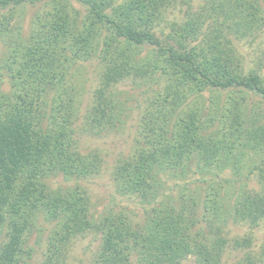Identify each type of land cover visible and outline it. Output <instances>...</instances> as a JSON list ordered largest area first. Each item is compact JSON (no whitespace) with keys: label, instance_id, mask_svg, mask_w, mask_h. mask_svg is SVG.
<instances>
[{"label":"trees","instance_id":"trees-1","mask_svg":"<svg viewBox=\"0 0 264 264\" xmlns=\"http://www.w3.org/2000/svg\"><path fill=\"white\" fill-rule=\"evenodd\" d=\"M202 1L187 4L177 21L167 17L175 0H0V264H29L32 250L24 246L35 230L46 232L37 264H66L69 244L87 234L99 239L93 264L189 257L226 264L228 248L243 251L235 264L261 263L250 237H226L225 220L195 227L199 203L217 220L230 211L233 222L256 225L264 193L242 189L224 211L220 194L201 201L195 184L209 185L211 170L237 174L245 160L264 154V45L252 68L236 46L263 31L264 0ZM38 3L45 11L24 33L22 14ZM91 61L97 87L74 129L80 117L72 77ZM128 78L145 97L134 146L117 159L112 180L118 196L139 200L140 223L93 215L79 185L100 173L103 160L97 150L81 153L75 135L120 130L128 101L115 87ZM196 175L194 193L185 194ZM53 180L71 185L52 187Z\"/></svg>","mask_w":264,"mask_h":264},{"label":"rangeland","instance_id":"rangeland-1","mask_svg":"<svg viewBox=\"0 0 264 264\" xmlns=\"http://www.w3.org/2000/svg\"><path fill=\"white\" fill-rule=\"evenodd\" d=\"M203 1L202 0H175L174 9L170 10L167 17L170 20H177L183 18L184 12L187 9V4L193 8H197ZM46 6L38 3L34 6H27L25 8L21 24L23 25V32L26 33L28 26L31 24L36 15L42 14L45 11ZM81 11L83 9L81 8ZM5 11H0V15ZM14 24V21H11ZM167 32V30H165ZM264 27L263 31L256 37H248L236 43L237 49L241 56H243V65L245 68L256 67V58L259 56V51L264 45ZM0 40V59L3 53L4 47L1 46ZM96 62H88L80 65L77 68V72H74L72 81L78 86L79 91L78 99V115L79 120L74 124L73 128L80 127L82 116L86 112V108L90 104L93 90L97 87L98 69ZM260 76L264 78V65L260 67ZM6 82V78H1ZM3 91L7 90V87L2 85ZM143 88L134 84V82L128 78L116 85L115 91H118L121 97L125 96L127 107L124 112L126 116L124 125L119 131L111 132L109 134H102L99 137L87 136V135H75L78 140V146L81 153H87L91 150H97L102 157V167L100 173L88 180L79 182V185L87 192L90 202V210L95 216H101L108 213L114 215H126L132 219L133 222L140 223L143 220L142 208L139 200L136 198L120 197L115 193L114 182L112 178L113 168L118 158L127 156L134 146V138L137 135L139 114L142 111L141 106L144 102L145 95L141 94ZM250 103L261 102V99L257 96L250 94ZM139 104L138 108L136 105ZM262 106V103H261ZM77 132V130H75ZM217 170L207 171L204 178L209 180V185L196 183L198 190L201 191V201L206 198H212L214 192H217L223 197L222 208L230 210L231 206L236 202V198L240 195L242 189L254 192L264 193V154L256 156L254 160L246 161L240 165L237 174L231 175L229 171H224L222 174H217ZM194 176L191 179V184L186 190L185 194H193L195 185ZM230 180V183H225V180ZM223 186L221 189L220 186ZM71 185V183H64L60 180H53L52 187H64ZM202 186V187H201ZM221 189V190H220ZM181 192V191H179ZM183 192V191H182ZM222 211V210H221ZM225 211V209H224ZM197 227L201 230L207 226V220L213 225L219 226L225 220V227H223L224 233L228 239H243L246 237L251 238V252L255 257L262 260L264 264V219L257 222L256 225H250L248 222H233L230 216L226 214V211L219 214L220 219H216L214 209H203L201 203L198 204L196 209ZM195 230V229H193ZM46 232L39 234L36 230L28 234L24 248L32 250L31 259L29 264H37L42 256V252L46 247ZM99 239L94 234H87L84 237L73 240L68 246V254L66 264H93V256L96 252ZM243 251H234L231 248L224 253L223 261L226 264H235L240 257H242ZM181 264H194V258L189 257Z\"/></svg>","mask_w":264,"mask_h":264}]
</instances>
